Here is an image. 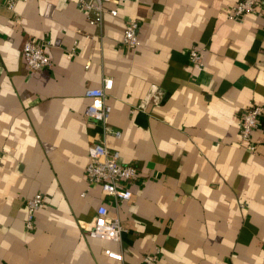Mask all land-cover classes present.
<instances>
[{"label":"crops","instance_id":"crops-1","mask_svg":"<svg viewBox=\"0 0 264 264\" xmlns=\"http://www.w3.org/2000/svg\"><path fill=\"white\" fill-rule=\"evenodd\" d=\"M238 1L119 0L93 25L75 0H0V264H264V114L255 152L240 134L250 105L264 110V13L230 19ZM130 18L137 47L122 42ZM28 39L48 42L49 67L28 68ZM104 77L120 138L85 112ZM99 140L140 170L129 200L88 183ZM100 205L120 241L89 235Z\"/></svg>","mask_w":264,"mask_h":264},{"label":"built area","instance_id":"built-area-1","mask_svg":"<svg viewBox=\"0 0 264 264\" xmlns=\"http://www.w3.org/2000/svg\"><path fill=\"white\" fill-rule=\"evenodd\" d=\"M21 0H6L9 9L14 10L16 4ZM79 6L87 12V19L93 25H102L106 14L114 17L119 15V11L114 6L119 0H75ZM262 8L260 9V7ZM245 13H264V0H239L229 13V18L233 19ZM140 22L137 18H130L123 31V44L131 47L141 45L139 37ZM46 41L28 39L23 47V56L28 68L31 71H38L51 65V59L47 53ZM71 56V55H70ZM191 58L194 62L200 63V54L192 50ZM113 87V79L103 78V85L98 87H88L85 95L90 98V103L86 108V115L99 120L104 125L105 134L111 133L120 138V130L113 129L109 124L112 106L106 102L107 93ZM264 110L262 105L253 103L244 113L241 120L240 134L247 148L253 152L257 150L251 141L254 129L259 125L260 118ZM89 163L86 166V177L90 185H99L102 190L113 196L118 202L129 200L133 192L127 183L135 181L141 176L140 170L132 165L121 162V152L112 148L105 140L92 141L89 144ZM42 194L37 193L27 201L28 217L26 226L29 230L35 228V213L43 204ZM124 227L119 216H111L109 209L105 205L97 208L96 216L88 228L89 235L101 239L120 241ZM107 255L115 259H123V254L111 249L106 250ZM158 258V253L149 254L145 257L148 264H153Z\"/></svg>","mask_w":264,"mask_h":264}]
</instances>
